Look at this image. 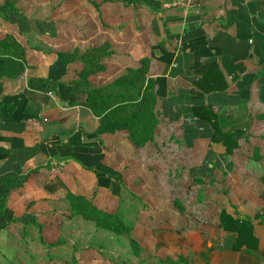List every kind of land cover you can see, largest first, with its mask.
Listing matches in <instances>:
<instances>
[{
    "label": "crops",
    "instance_id": "obj_1",
    "mask_svg": "<svg viewBox=\"0 0 264 264\" xmlns=\"http://www.w3.org/2000/svg\"><path fill=\"white\" fill-rule=\"evenodd\" d=\"M69 6L76 16L51 20L45 31L39 21L18 23L16 12L3 19L29 50L21 76L0 77V103L15 107L11 115L0 113V232L25 204L30 217L18 219L24 224L50 207L84 219L71 216L70 194L120 213L114 209L120 183L151 179L158 164L166 183L173 172L177 201L191 197L195 184L225 187L218 194L209 189L221 208L208 203L206 235L198 237L197 229V243L187 242L190 225L177 227L172 246L186 264H264V0H78ZM105 45L111 56L100 60L103 69L84 77L80 58ZM143 61L158 112L155 145L137 147L127 131L97 135L100 118L87 107L91 90ZM168 154L175 158L168 161ZM160 198L171 203L163 212L175 213L172 200ZM223 211L252 222V247L234 250L235 233L221 227Z\"/></svg>",
    "mask_w": 264,
    "mask_h": 264
},
{
    "label": "rangeland",
    "instance_id": "obj_2",
    "mask_svg": "<svg viewBox=\"0 0 264 264\" xmlns=\"http://www.w3.org/2000/svg\"><path fill=\"white\" fill-rule=\"evenodd\" d=\"M73 1L78 0H0V41H7L0 45V68L17 66L24 69L27 64V43L18 42L15 37L17 31L11 24L7 25L3 21L8 12H16L12 15L17 18L18 23L24 25L39 21L38 27L44 30L46 26H51L49 23L52 21L62 23L65 18L73 19L76 10L69 6ZM6 34V38L1 40ZM59 44L64 47L63 41ZM106 49L109 50L107 47ZM93 57L91 56V61L94 60ZM100 60L96 66L92 65L93 68L88 69L89 73L100 69ZM127 75L128 73L115 78L99 89H105L102 94L105 99L104 111L133 120V138L136 144L130 137L129 140L140 147L149 141L154 143L159 124L156 116L158 112L150 86L152 80L147 73L141 78L131 76L128 80L119 81ZM169 154L167 159L171 161L175 155ZM149 156L155 157L152 154ZM153 161H157V158ZM157 166L158 164L151 166L154 169L151 171L152 178H147L149 183L141 176L120 183L121 194L114 200V209L118 208L126 222L134 226L130 235H117L82 218L71 220L67 213L54 207L34 216L35 223L24 224L18 219L22 216L30 217V206L25 204L20 217H15L10 221L9 228L0 232V264H182L179 253L172 246V242L178 237L177 227L180 229L183 225H190L192 228L188 232L187 242L197 243V229H200L198 237L200 234L206 235L202 222L204 215H207L208 203H215L218 210L221 208L220 198L211 201V195L214 198L212 190L217 189V194L223 193L225 187L195 184L194 192H189L191 197L182 199L179 196L177 201L178 187L173 172L169 183H166L165 172ZM138 179L146 184L140 186ZM180 189L184 193L186 187ZM161 196L172 200L173 206L170 208L175 213L163 212L166 205L171 206V203L162 202ZM95 197L98 205V195ZM192 229L195 233L191 232ZM176 243L181 241L177 239ZM189 260L191 263L192 258L189 257Z\"/></svg>",
    "mask_w": 264,
    "mask_h": 264
},
{
    "label": "trees",
    "instance_id": "obj_3",
    "mask_svg": "<svg viewBox=\"0 0 264 264\" xmlns=\"http://www.w3.org/2000/svg\"><path fill=\"white\" fill-rule=\"evenodd\" d=\"M97 6L96 4H94ZM4 20H8L7 16H4ZM6 40L0 41V45H4ZM107 45L92 49L91 51H88L85 53L83 57H81V61L86 66V70L83 72V76H91L95 74L96 72H99L100 69H94L90 73L88 72L89 68H93V66H96L98 64V60L102 58H106L111 56V53ZM91 56H94V60H90ZM65 54H58V59L64 63V65L68 64V61L66 60ZM148 62L143 61L141 68L137 70H130L128 72L127 76H123L119 81L121 80H128L131 76H135L137 78H141L144 74L146 75L148 66ZM93 65V66H92ZM9 68H0V77L7 76L9 78H17L22 75L24 69H19L17 66H8ZM150 86L152 89V92L154 90L153 81L150 82ZM105 89H99V88H93L91 90V93L88 98V104L87 107L95 114L97 115L99 119V126L96 130L97 135H103V134H116L117 132H123L127 131L129 133L130 139L136 144L134 140V124L133 120L128 118H120L118 117L119 114H111L110 112L104 111V97L102 96ZM15 107L10 104L0 103V113L1 115H11L14 112ZM213 124L216 126V129L218 132L220 131L218 124L216 125L215 122ZM225 139L224 133L220 132ZM215 139H213L214 141ZM224 142V141H223ZM139 146V145H138ZM140 146H143L140 145ZM230 152V150H229ZM91 172L100 175L101 173L95 169H89ZM68 199L70 201L71 207H72V215L71 216H82L84 219L88 221L94 222L97 227L105 229L107 231H111L117 235H130L133 231V226L126 222L125 218L122 216L121 213H106L101 210H98L95 205L88 199H86L83 196H75L73 194L68 195ZM6 202V197L2 200L1 205L2 208H4ZM221 227L226 232H232L235 233L236 240L234 244V250L240 251L242 247L247 246L248 248L252 247V242H256L257 239L253 235V227L252 222L250 220L248 221H241L239 219H235L229 215L225 211L222 212L221 217ZM261 223L264 224V211L261 216ZM180 261H183L184 263H187L186 259L183 257L179 258Z\"/></svg>",
    "mask_w": 264,
    "mask_h": 264
}]
</instances>
